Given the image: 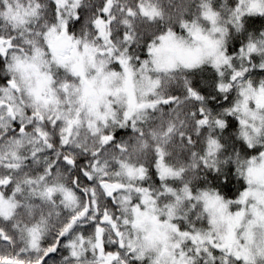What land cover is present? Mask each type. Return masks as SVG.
<instances>
[{
    "label": "snow or ice",
    "instance_id": "1",
    "mask_svg": "<svg viewBox=\"0 0 264 264\" xmlns=\"http://www.w3.org/2000/svg\"><path fill=\"white\" fill-rule=\"evenodd\" d=\"M0 264H264V0H0Z\"/></svg>",
    "mask_w": 264,
    "mask_h": 264
}]
</instances>
